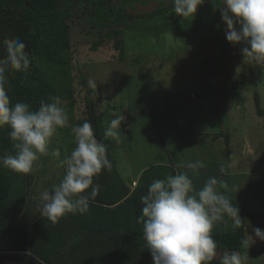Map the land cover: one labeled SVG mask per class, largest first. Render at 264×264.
<instances>
[{
    "label": "rangeland",
    "instance_id": "374dc122",
    "mask_svg": "<svg viewBox=\"0 0 264 264\" xmlns=\"http://www.w3.org/2000/svg\"><path fill=\"white\" fill-rule=\"evenodd\" d=\"M67 1L78 15L87 5V0ZM126 1L128 8L139 11L152 9L159 0ZM222 6V0H208L198 7L195 16H178L173 7L158 17L134 19L125 30L124 58H119L113 42L95 50L92 34L83 31L78 24L81 17L76 16L71 64L75 103L70 107L73 97L61 99L69 125L57 130L49 154L37 161L32 172L31 206L35 204L40 210V193L51 191L63 179L65 167L61 161L76 146L71 128L86 115L87 89L93 87V97L105 113L101 122L104 130L115 117H123L122 121L128 118L127 132L121 121L118 140L111 138L117 167L128 184H137L138 178L134 180L131 175H140L146 165L171 157L180 165V173L204 179L196 184L199 189L208 180L204 176L210 174L227 185L220 191L228 197L245 202V194L249 198L254 195L258 208L249 209L260 217L248 219L249 247L241 254L248 257L247 264H264V240L252 237L255 228L264 230V118L256 113L254 100L257 91L264 108V64L245 60L242 45L226 39ZM59 68L52 74L58 77ZM152 117L157 123H165L169 132L155 128ZM68 133L72 134V149L63 137ZM183 135L189 136L193 145L184 144ZM55 150L60 151L59 157L51 154ZM196 161L205 164L198 174L186 167ZM215 170L224 173L217 178ZM229 228L230 218L223 229L213 233ZM5 264L18 262L12 259Z\"/></svg>",
    "mask_w": 264,
    "mask_h": 264
},
{
    "label": "trees",
    "instance_id": "16d2710c",
    "mask_svg": "<svg viewBox=\"0 0 264 264\" xmlns=\"http://www.w3.org/2000/svg\"><path fill=\"white\" fill-rule=\"evenodd\" d=\"M128 5L126 0L120 3L87 0L82 14L78 15L67 0H0V59L6 56L3 41L19 38L26 44V52L32 60L27 72H17L10 66L6 69L5 87L11 103L26 102L35 110L42 100L59 96L64 101L73 97L69 106H74L71 64L74 53L72 26L76 16L81 17L78 24L83 26V31L92 34L95 50L113 42L119 58H124V35L131 22L158 17L174 7L171 3L165 5L163 0L157 1L150 10L137 11ZM36 60L45 64L39 66ZM57 66L60 67L59 78L52 74ZM87 94L86 115L78 122L92 124L97 140L107 147L112 170H103L96 177L95 183L101 188L90 201L87 213H69L53 224L41 216L35 204L32 207L29 203L33 174L16 173L0 166V264L12 259H17L18 264H154L142 238L143 224L138 222L142 208L140 197L146 194L154 180L177 174L176 168L167 163L150 165L141 172L137 184L130 186L117 167L111 138L104 136L101 122L105 113L100 111L99 102L93 97V87L87 89ZM254 100L256 113L264 118L257 91ZM127 119L122 121L124 132L128 130ZM10 130L7 126L0 128V156L15 154ZM71 135H63L70 149L74 146ZM228 198L240 208L242 223L234 229L230 218L229 229L212 233L218 247L211 264H220L224 252H246L242 240L247 238L248 219L260 217L251 213L241 200Z\"/></svg>",
    "mask_w": 264,
    "mask_h": 264
},
{
    "label": "clouds",
    "instance_id": "9594fccd",
    "mask_svg": "<svg viewBox=\"0 0 264 264\" xmlns=\"http://www.w3.org/2000/svg\"><path fill=\"white\" fill-rule=\"evenodd\" d=\"M174 6V12L183 18L195 16L205 0H164ZM222 20L226 24V39L233 45H242L245 60L264 64V0H222ZM6 56L0 59V128L11 130L14 155L0 156V166L16 173L35 171L37 161L49 154V144L58 129L68 127L69 115L59 96L42 100L33 110L26 102L11 103L7 81L4 78L10 66L17 72H27L32 60L26 44L19 38H6ZM123 117L112 119L105 130V138L117 139ZM75 147L61 164L65 175L51 191L40 193L41 216L53 224L69 213H87L90 201L100 192L95 183L103 170L111 171L112 163L107 147L98 141L92 124L88 121L71 128ZM59 157L60 151L51 153ZM186 167L198 174L205 167L203 161L189 162ZM227 185L210 177L197 190L187 173L168 175L156 179L146 194L138 222L143 224L142 238L146 241L154 264H211L217 256V242L213 228L225 216L231 218L232 227L242 223L240 208L220 191ZM254 239L264 240V230L255 228ZM242 247H249V240H242ZM248 257L239 251L224 252L220 264H247Z\"/></svg>",
    "mask_w": 264,
    "mask_h": 264
},
{
    "label": "crops",
    "instance_id": "0c3cea01",
    "mask_svg": "<svg viewBox=\"0 0 264 264\" xmlns=\"http://www.w3.org/2000/svg\"><path fill=\"white\" fill-rule=\"evenodd\" d=\"M159 116H161V117H163V119H166L165 118V116L164 115H162V114H158ZM167 119L169 120V118L167 117ZM152 123H154L155 124V128H157L158 130L160 129L161 131H162V133H167V132H169V128L167 127V125H165V123H163V122H156L155 121V119L152 117V122H151V124ZM163 123V124H162ZM167 124V123H166ZM173 124H174V126H175V121H173ZM161 133V134H162ZM189 136H187V137H185L184 135L181 137V139H182V141L184 142V144H186V145H188V143L187 142H189ZM192 142V141H191ZM191 142H189L190 144H192ZM193 145V144H192ZM168 161H164V160H161V161H159V162H157V163H167V164H172V165H174L175 166V168H176V171H177V173H178V171H179V168H180V165L178 164V163H176L175 161H174V159L172 158L171 159V157H170V159H167ZM156 162L155 163H152V164H149V165H146L147 167L148 166H150V165H153V164H157ZM206 172V171H205ZM179 173H180V171H179ZM209 173V171L207 172V174ZM215 173H217V178H218V176H220L221 174H223L224 173V171H221V170H218V171H216L215 170ZM140 174V173H139ZM210 174H208V175H205L204 177H206V178H210V176H209ZM135 177H137V178H139V175H137V176H132L131 175V178H135ZM137 178H135L134 180H136ZM190 178L192 179V181H193V184H194V187L198 190L199 189V187L196 185L200 180H204V179H197V177L195 178V177H193V176H190ZM197 179V180H196ZM128 182V181H127ZM242 194L244 195V193L242 192ZM245 196L247 197V199L245 200V202H243V199L242 198H240V199H238V200H241L247 207H248V209H249V207H253L254 209H257L258 208V206H257V203H256V198H255V196L253 195L252 196V198H249L250 197V195L247 193V194H245ZM250 210V209H249ZM260 214V213H259ZM229 219V217H227V216H225V218H224V220L223 221H220V222H217L216 224H215V226H214V228H213V230H216V229H219V230H221V229H223L224 228V226H225V221L226 220H228ZM247 239H248V237H247ZM248 248V247H247Z\"/></svg>",
    "mask_w": 264,
    "mask_h": 264
}]
</instances>
